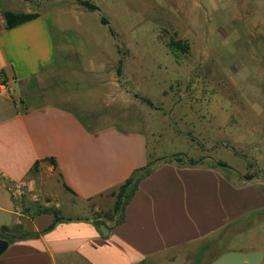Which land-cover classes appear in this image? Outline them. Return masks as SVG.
Here are the masks:
<instances>
[{"label": "rangeland", "instance_id": "obj_1", "mask_svg": "<svg viewBox=\"0 0 264 264\" xmlns=\"http://www.w3.org/2000/svg\"><path fill=\"white\" fill-rule=\"evenodd\" d=\"M89 1L100 10L88 11L75 0L43 2L59 21L55 29L50 16L57 53L42 83L47 100L73 108L92 127L145 132L152 160L184 154L202 167L225 162L227 169H217L236 186L262 191L264 0ZM171 38L190 50L175 55ZM63 200L66 215H103ZM4 221L0 216V225ZM229 233L189 251L187 262L207 264L256 245L264 253V206Z\"/></svg>", "mask_w": 264, "mask_h": 264}, {"label": "crops", "instance_id": "obj_2", "mask_svg": "<svg viewBox=\"0 0 264 264\" xmlns=\"http://www.w3.org/2000/svg\"><path fill=\"white\" fill-rule=\"evenodd\" d=\"M44 1L0 0V74L8 85L0 91V216L6 222L0 229L27 236L10 244L0 264H189V251L229 238L236 223L264 206V188L236 186L217 168L171 163L141 182L121 224L105 219L115 205L112 193L150 160L148 137L87 126L73 108L47 100L42 83L56 59L59 21L57 12L43 10ZM8 11L38 17L9 29ZM20 181L58 202L70 220L40 234L55 217L37 213L31 203L24 217L16 214L8 186ZM63 198L72 209L91 205L103 215H66ZM96 220L105 222L107 236Z\"/></svg>", "mask_w": 264, "mask_h": 264}, {"label": "trees", "instance_id": "obj_3", "mask_svg": "<svg viewBox=\"0 0 264 264\" xmlns=\"http://www.w3.org/2000/svg\"><path fill=\"white\" fill-rule=\"evenodd\" d=\"M75 1L88 11L95 12L100 10V7L97 4L89 0H75ZM3 16L5 17L7 27L9 29H12L18 25L36 19L38 17V14H24V13H16V12L8 11V12H4ZM101 23L105 26H108L109 32L111 33L112 36H116L113 27L110 25V21L106 17L101 18ZM168 45L171 51L175 55L184 54L190 50L189 44H184L182 41H178L175 38H171ZM123 66H124V59L121 58L119 61L118 75L122 74ZM139 98L143 102L147 103L150 107L155 108L152 101L143 97H139ZM83 123L89 126L86 123V121H83ZM49 161L56 167V162L54 159H49ZM171 163L184 167H198L201 165V161L195 160L193 158L188 159L184 154H176L172 156L161 157L155 160H152V156H150V160L148 161L145 167L136 170L133 173V175L118 188L116 192L112 193V197L115 198V205L112 212L106 214L104 218L115 223L114 225L116 226L121 224L125 218L126 207L134 197L136 191L139 189L141 182L145 180L147 177H149L161 165L171 164ZM217 167L227 169L228 165L225 162H221V161L214 162L213 168H217ZM65 188L67 191L74 194V192L68 186H65ZM37 213L39 214L50 213L55 217L54 222L45 230L40 232V234H46L52 231L56 227V225L62 222L63 220H70L63 218V216H61L60 214V211L56 209L37 210ZM102 224H105V222L98 220L95 221V225L98 227H100ZM26 237L27 236L25 234L18 232V229H11L8 227H3L0 229V239H6L10 242V244L14 243L16 240L24 239Z\"/></svg>", "mask_w": 264, "mask_h": 264}, {"label": "built area", "instance_id": "obj_4", "mask_svg": "<svg viewBox=\"0 0 264 264\" xmlns=\"http://www.w3.org/2000/svg\"><path fill=\"white\" fill-rule=\"evenodd\" d=\"M7 88L8 85L5 82L3 75L0 74V91H6ZM3 185L4 178L0 174V188H2ZM8 187L15 207V212L20 217L25 216L24 211L26 210V207L29 205V203L40 208L42 207V209L59 208L58 202L48 200L40 193L31 191L29 184L26 181L10 182Z\"/></svg>", "mask_w": 264, "mask_h": 264}, {"label": "water", "instance_id": "obj_5", "mask_svg": "<svg viewBox=\"0 0 264 264\" xmlns=\"http://www.w3.org/2000/svg\"><path fill=\"white\" fill-rule=\"evenodd\" d=\"M101 232L107 236L110 232L109 228L102 224L100 226ZM10 242L6 239H0V257L8 250ZM264 259L262 251L253 252H228L225 253L210 264H261Z\"/></svg>", "mask_w": 264, "mask_h": 264}]
</instances>
